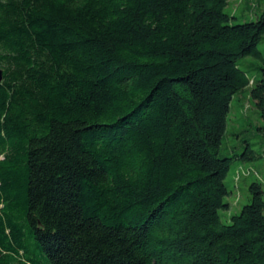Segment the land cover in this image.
Segmentation results:
<instances>
[{
  "label": "trees",
  "instance_id": "16d2710c",
  "mask_svg": "<svg viewBox=\"0 0 264 264\" xmlns=\"http://www.w3.org/2000/svg\"><path fill=\"white\" fill-rule=\"evenodd\" d=\"M229 1L0 0V264H264V183L220 215L235 94L264 121Z\"/></svg>",
  "mask_w": 264,
  "mask_h": 264
},
{
  "label": "rangeland",
  "instance_id": "374dc122",
  "mask_svg": "<svg viewBox=\"0 0 264 264\" xmlns=\"http://www.w3.org/2000/svg\"><path fill=\"white\" fill-rule=\"evenodd\" d=\"M259 3H261L260 7ZM263 9L264 0H230L226 13L235 18L234 23H244L256 21L257 14ZM259 51L264 59V36L259 44ZM262 65L263 61L253 56H247L240 61V67L252 80L260 76L259 67ZM251 88L252 86H249L235 94L233 98L222 156L241 153L248 142L257 153V157L247 163L235 161L231 166L225 180L231 192L226 202L231 205V209L220 211L221 219L225 224H231V217L240 213L241 208L250 203V184L256 180L264 183V131L260 130L264 127V121L260 118L256 103L250 95ZM247 170H251L252 174L248 175ZM241 174L247 177H240Z\"/></svg>",
  "mask_w": 264,
  "mask_h": 264
},
{
  "label": "water",
  "instance_id": "95a60500",
  "mask_svg": "<svg viewBox=\"0 0 264 264\" xmlns=\"http://www.w3.org/2000/svg\"><path fill=\"white\" fill-rule=\"evenodd\" d=\"M0 81H2V71H0Z\"/></svg>",
  "mask_w": 264,
  "mask_h": 264
}]
</instances>
